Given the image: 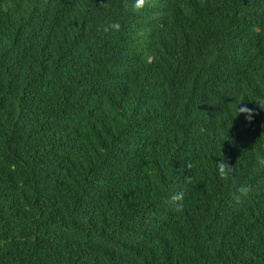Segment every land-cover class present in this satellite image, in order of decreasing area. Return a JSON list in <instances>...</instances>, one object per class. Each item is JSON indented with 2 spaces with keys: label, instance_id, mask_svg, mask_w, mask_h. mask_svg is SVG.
Wrapping results in <instances>:
<instances>
[{
  "label": "trees",
  "instance_id": "trees-1",
  "mask_svg": "<svg viewBox=\"0 0 264 264\" xmlns=\"http://www.w3.org/2000/svg\"><path fill=\"white\" fill-rule=\"evenodd\" d=\"M134 4L0 0V264H264V0Z\"/></svg>",
  "mask_w": 264,
  "mask_h": 264
},
{
  "label": "clouds",
  "instance_id": "clouds-1",
  "mask_svg": "<svg viewBox=\"0 0 264 264\" xmlns=\"http://www.w3.org/2000/svg\"><path fill=\"white\" fill-rule=\"evenodd\" d=\"M146 3H147V0H135L134 10H136V11L143 10V8L145 7ZM120 27L121 26H120L119 23H114V24L110 25V28L113 31H119ZM105 31H109V28H105ZM239 112H240V115L244 116L245 120H250L251 119L252 112H251V110L248 107H246V106L240 107L239 108ZM225 168H229L230 169L231 167H227V166H225V164H223L221 169H220V172H221L222 175H227V173L225 172ZM239 191H240L241 194H247L248 189L247 188H241ZM172 199L173 200H180V199H182V196H179V195L173 196ZM237 199H239V197H237Z\"/></svg>",
  "mask_w": 264,
  "mask_h": 264
}]
</instances>
